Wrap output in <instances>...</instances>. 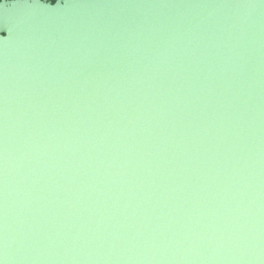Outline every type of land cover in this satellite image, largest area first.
<instances>
[{
  "label": "water",
  "instance_id": "1",
  "mask_svg": "<svg viewBox=\"0 0 264 264\" xmlns=\"http://www.w3.org/2000/svg\"><path fill=\"white\" fill-rule=\"evenodd\" d=\"M0 264H264V0H1Z\"/></svg>",
  "mask_w": 264,
  "mask_h": 264
},
{
  "label": "flooded vegetation",
  "instance_id": "2",
  "mask_svg": "<svg viewBox=\"0 0 264 264\" xmlns=\"http://www.w3.org/2000/svg\"><path fill=\"white\" fill-rule=\"evenodd\" d=\"M1 1V0H0ZM43 1H47V2H51V3H53L54 1H56V0H43Z\"/></svg>",
  "mask_w": 264,
  "mask_h": 264
}]
</instances>
